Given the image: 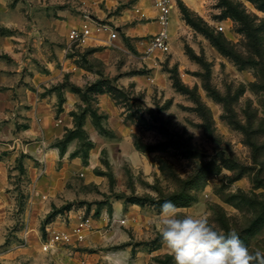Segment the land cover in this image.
<instances>
[{"label": "rangeland", "instance_id": "rangeland-1", "mask_svg": "<svg viewBox=\"0 0 264 264\" xmlns=\"http://www.w3.org/2000/svg\"><path fill=\"white\" fill-rule=\"evenodd\" d=\"M131 1L0 0V264H174L165 200L264 251V0H170L165 52Z\"/></svg>", "mask_w": 264, "mask_h": 264}, {"label": "clouds", "instance_id": "clouds-1", "mask_svg": "<svg viewBox=\"0 0 264 264\" xmlns=\"http://www.w3.org/2000/svg\"><path fill=\"white\" fill-rule=\"evenodd\" d=\"M113 220L120 222V211ZM157 230L174 264H264V251L250 250L234 229L218 231L210 214L182 213L171 200L160 205ZM120 264H128V258Z\"/></svg>", "mask_w": 264, "mask_h": 264}, {"label": "crops", "instance_id": "crops-1", "mask_svg": "<svg viewBox=\"0 0 264 264\" xmlns=\"http://www.w3.org/2000/svg\"><path fill=\"white\" fill-rule=\"evenodd\" d=\"M119 1H123V0H103L105 8H107L108 10L109 9H115L117 7V5H119ZM144 2H145V0H132L131 1V3H130L131 8L129 10L132 12L131 15H132V17H134V19L132 21H134V22L131 21L129 24H126V26H122L123 30L126 31L127 33H129V31H134V33H136V34L137 33L145 34V33L149 32V27L151 25H154V24H155L156 29L154 31H152L153 34L157 33L161 29L162 25H161L159 18H158L160 12H159V9L156 6H154V0H149V6L151 7V9L149 7H145ZM153 8H155L157 11L154 12ZM146 11H152V14L149 12H146ZM122 12H125V10L120 9V13H122ZM135 13H137V14H135ZM169 15H170V13L167 15V18ZM118 18H121V16H119ZM145 20H150V22L146 21L147 22L146 23ZM168 20H169V18H168ZM119 27H121V26H119ZM119 27L116 28L117 30L115 29L117 31V34H118ZM166 28H167V25H166ZM108 34L106 36V41H108V36H109Z\"/></svg>", "mask_w": 264, "mask_h": 264}, {"label": "built area", "instance_id": "built-area-1", "mask_svg": "<svg viewBox=\"0 0 264 264\" xmlns=\"http://www.w3.org/2000/svg\"><path fill=\"white\" fill-rule=\"evenodd\" d=\"M154 6H156L159 9V21L162 25L161 29L153 34L151 38H149V49L153 50H159L161 52H165L168 50V42H167V33H166V25H167V15L169 13L171 4L170 0H154ZM90 32L89 28H86V26L83 29V36L88 35ZM108 41L116 38L117 31L110 29L108 34Z\"/></svg>", "mask_w": 264, "mask_h": 264}, {"label": "trees", "instance_id": "trees-1", "mask_svg": "<svg viewBox=\"0 0 264 264\" xmlns=\"http://www.w3.org/2000/svg\"><path fill=\"white\" fill-rule=\"evenodd\" d=\"M182 9V8H181ZM233 13H235V16L240 20V21H243L244 20V16L242 15V13H240V12H238V11H234ZM182 14L184 15V17H185V20L187 21V23H189L191 26H193V27H196V24L194 23V20H192L189 16H188V14L184 11V9H182ZM197 29H199V30H201V28H198V27H196ZM206 36H208L209 37V39L211 40V41H213L214 43H215V46H216V48L221 52V53H223V54H225V55H228V56H231L236 62L238 61L237 59H236V57L229 51V49H228V47H226V45L224 44V43H222L218 38H216L215 36H212V35H210V34H208L207 32H206V30H201ZM173 203H175V204H177L178 203V205H180V204H183V205H185V201H175V202H173Z\"/></svg>", "mask_w": 264, "mask_h": 264}, {"label": "bare ground", "instance_id": "bare-ground-1", "mask_svg": "<svg viewBox=\"0 0 264 264\" xmlns=\"http://www.w3.org/2000/svg\"><path fill=\"white\" fill-rule=\"evenodd\" d=\"M87 26V25H86Z\"/></svg>", "mask_w": 264, "mask_h": 264}]
</instances>
